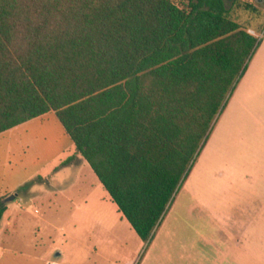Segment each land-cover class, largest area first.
Here are the masks:
<instances>
[{
  "label": "trees",
  "instance_id": "16d2710c",
  "mask_svg": "<svg viewBox=\"0 0 264 264\" xmlns=\"http://www.w3.org/2000/svg\"><path fill=\"white\" fill-rule=\"evenodd\" d=\"M260 42L225 0H0V134L54 113L152 241Z\"/></svg>",
  "mask_w": 264,
  "mask_h": 264
},
{
  "label": "rangeland",
  "instance_id": "374dc122",
  "mask_svg": "<svg viewBox=\"0 0 264 264\" xmlns=\"http://www.w3.org/2000/svg\"><path fill=\"white\" fill-rule=\"evenodd\" d=\"M225 1L264 46V0H239L261 16ZM258 64L264 73V53ZM263 83L255 96H228L149 242L86 161L60 166L67 156H57L73 142L54 113L0 134V189L18 195L3 201L0 264H240L241 254L243 264H264Z\"/></svg>",
  "mask_w": 264,
  "mask_h": 264
},
{
  "label": "crops",
  "instance_id": "0c3cea01",
  "mask_svg": "<svg viewBox=\"0 0 264 264\" xmlns=\"http://www.w3.org/2000/svg\"><path fill=\"white\" fill-rule=\"evenodd\" d=\"M260 34V33H258ZM262 34V33H261ZM263 35V34H262ZM256 37H257V33H256ZM260 42V45L257 48V51L255 53V55L253 56L248 69L246 71V73L244 74V76L240 79V81L238 82L234 92L236 93V95L240 96V95H244L246 94L247 97H251V96H255L259 93L262 92L260 85L261 82H264V73L261 71L260 69V65L259 60L260 57L262 56V54L264 53V46L261 47V43H262V36L258 37ZM264 84V83H263ZM46 116V115H45ZM45 116L40 117L41 119H45ZM39 119V118H37ZM30 122V121H29ZM64 156H67L66 159L64 161H62L60 166H64L63 163L70 157L75 156V160L73 161V163H71L72 165L75 164V166H79V164L83 165L84 162L86 161V159L77 151L76 146L74 145H70L66 151L60 153L57 158H62ZM87 162V161H86ZM88 163V162H87ZM70 164V165H71ZM89 164V163H88ZM90 165V164H89ZM59 168V167H58ZM56 168V169H58ZM99 179V178H98ZM108 192V191H107ZM178 193V192H177ZM12 193H6L4 190L0 189V200L4 201L6 203L8 202H12L13 200H10ZM110 195V194H109ZM18 195L15 196V198ZM111 197V196H110ZM112 199V198H111ZM114 202V201H113ZM115 203V202H114ZM117 205V204H116ZM118 206V205H117ZM7 207V206H6ZM9 211V206L7 207V210L5 213H7ZM4 213V215H5ZM122 213V212H121ZM3 215V217H4ZM166 216V215H165ZM2 217V219H3ZM124 217V215H123ZM125 218V217H124ZM1 219V220H2ZM164 220V219H163ZM128 221V220H127ZM129 222V221H128ZM130 223V222H129ZM166 224V223H165ZM8 225H12L11 221H8ZM131 225V224H130ZM132 226V225H131ZM160 227V226H159ZM133 228V227H132ZM163 228V227H162ZM134 229V228H133ZM135 230V229H134ZM158 230V229H157ZM137 233V232H136ZM157 234V231H156ZM140 237V236H139ZM62 254L61 253H57L56 254V258L61 257ZM224 257V256H223ZM204 259V258H202ZM207 259V262H214L215 264H222V263H226V258H217L216 260H212L209 261V258H205ZM224 259V260H223ZM245 257L241 254L237 257V260L240 264H243V262L245 261ZM51 264H59L57 261H53Z\"/></svg>",
  "mask_w": 264,
  "mask_h": 264
},
{
  "label": "water",
  "instance_id": "95a60500",
  "mask_svg": "<svg viewBox=\"0 0 264 264\" xmlns=\"http://www.w3.org/2000/svg\"><path fill=\"white\" fill-rule=\"evenodd\" d=\"M15 199V196L11 197L10 200H14Z\"/></svg>",
  "mask_w": 264,
  "mask_h": 264
}]
</instances>
